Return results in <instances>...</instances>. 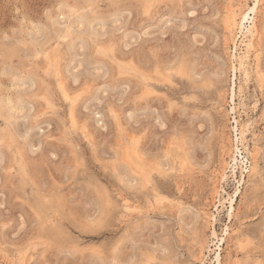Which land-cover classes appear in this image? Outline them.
<instances>
[{
	"label": "rangeland",
	"instance_id": "1",
	"mask_svg": "<svg viewBox=\"0 0 264 264\" xmlns=\"http://www.w3.org/2000/svg\"><path fill=\"white\" fill-rule=\"evenodd\" d=\"M254 1L0 0V264H213L226 230L223 264H264Z\"/></svg>",
	"mask_w": 264,
	"mask_h": 264
},
{
	"label": "bare ground",
	"instance_id": "2",
	"mask_svg": "<svg viewBox=\"0 0 264 264\" xmlns=\"http://www.w3.org/2000/svg\"><path fill=\"white\" fill-rule=\"evenodd\" d=\"M89 1V0H88ZM147 2H148V0H147ZM237 2V1H236ZM239 2H240V0H239ZM239 2H238V5H239ZM245 2V1H244ZM92 3V2H91ZM144 3H145V1H144ZM151 3V2H150ZM241 3V2H240ZM90 4V3H89ZM152 4V3H151ZM153 4H155L154 3V1H153ZM232 4V3H231ZM85 5V4H84ZM86 5H88V4H86ZM95 5V4H94ZM94 5H92L93 7H94ZM243 5V4H242ZM259 5H260V0H255L253 3H252V5H250L249 7H247V11H245V10H240L241 8H242V6H241V8L239 9V10H237V11H234L235 13H234V15H232V18H231V21H232V23L231 24H235L236 26H237V28H239V31L241 32V34L243 33L244 35H245V38H246V40H245V52H244V55H241V56H239L238 58H240V66H242V67H244V64H245V61L247 60V58L249 57V53L251 52V50L253 49V44L255 43H253V40H254V38H255V35L257 34V23H256V18H257V12H258V8H259ZM146 6V5H145ZM147 6H148V4H147ZM151 6V5H150ZM149 6V7H150ZM233 7H234V5H232ZM236 6H237V4H236ZM87 7V6H86ZM85 7V8H86ZM93 7H91L90 6V8L92 9ZM95 7H97V6H95ZM146 8V7H145ZM74 9V8H73ZM83 9H84V7H83ZM230 9V8H229ZM260 9V8H259ZM150 10V9H149ZM73 11H76V10H72V12ZM77 12V11H76ZM75 12V13H76ZM152 12V11H151ZM151 12H149V13H151ZM263 12V11H262ZM90 13V12H89ZM237 13V14H236ZM259 13H260V11H259ZM73 14H74V12H73ZM230 14V13H229ZM80 16H82V15H80ZM231 17V16H230ZM82 19V18H81ZM86 20V19H85ZM230 21V22H231ZM83 22H84V20H83ZM91 23V22H90ZM236 26H234V27H236ZM225 27V26H224ZM223 27V28H224ZM230 27H233L232 25H230ZM68 28V27H67ZM226 28V27H225ZM259 28V27H258ZM69 29V28H68ZM71 29V28H70ZM69 29V30H70ZM224 30H226V29H224ZM234 30V29H233ZM260 30V29H259ZM236 31V30H235ZM73 32V31H72ZM72 32H71V34H72ZM87 33V32H86ZM228 33V32H227ZM83 34V33H82ZM73 35V34H72ZM75 35V34H74ZM90 35V34H89ZM89 35H88V37H89ZM237 35V34H236ZM76 36V35H75ZM228 36V35H227ZM233 36V35H232ZM256 38H257V36H256ZM256 40V39H255ZM256 41H258V40H256ZM37 43V42H36ZM71 44V43H70ZM112 44H110V46H111ZM235 45V44H234ZM255 45V44H254ZM37 46V45H36ZM38 47V46H37ZM111 48H113L112 46H111ZM107 49V48H106ZM44 50V49H43ZM42 52V51H41ZM37 53H39V52H37ZM43 53H46V55H47V52H43ZM51 54V53H50ZM50 54H49V56H50ZM111 54H112V52H111ZM45 55V56H46ZM257 55V54H256ZM256 55H255V58H256ZM53 57L55 56V55H52ZM113 56H115V55H113ZM254 57V56H253ZM56 58V57H55ZM45 59H46V57H45ZM113 59V58H112ZM116 59V58H115ZM119 59H120V57H119ZM231 59V58H230ZM53 60V59H52ZM121 60V59H120ZM237 61H239V60H237ZM50 62V61H49ZM52 62H54V61H52ZM55 64V63H54ZM231 64V63H230ZM237 64H239V63H237ZM50 66V65H49ZM57 65H55V67H56ZM254 66V65H253ZM232 67H233V69L232 70H236L235 69V67L232 65ZM231 68V67H230ZM260 71V70H259ZM255 72V71H254ZM256 73V72H255ZM254 74V73H253ZM263 76V75H262ZM256 80V79H255ZM258 81H259V78H258ZM153 85V84H152ZM152 85L150 86L149 85V88L150 87H152ZM61 87V86H60ZM61 88H63V87H61ZM151 89V88H150ZM155 90V89H154ZM150 91V90H149ZM152 91H153V89H152ZM156 91V90H155ZM154 92V91H153ZM67 93V92H66ZM68 94V93H67ZM66 94V95H67ZM264 95V94H263ZM64 96V95H63ZM68 96V95H67ZM70 97V96H69ZM226 100V99H225ZM232 102H234V89L232 88ZM226 104V103H225ZM73 106V105H72ZM72 108V107H71ZM219 108V107H218ZM231 111L233 112L234 111V107H232L231 108ZM231 112V113H232ZM74 114V113H73ZM113 114H115V113H113ZM116 115V114H115ZM74 118V117H73ZM75 122V121H74ZM233 123H235L236 125L235 126H233V128H234V130L237 132L236 133V137H235V146L234 147H231V149H230V151H231V154H229V155H231V160L233 161V167H232V170H235L236 169V167L238 166V163H243L244 165L246 164V163H248L249 162V159H248V156L246 155V154H243L244 153V151L242 150V148L241 147H239L238 145V142L240 141V139H241V142H243V140H244V131H240V136H238V134H239V132H238V123H237V120L235 119V117H233ZM87 129V128H86ZM88 130V129H87ZM259 132V131H258ZM88 133V132H87ZM133 133V132H132ZM88 135V134H87ZM130 135V134H129ZM133 136V135H132ZM131 141L133 140V138L132 139H130ZM134 140H135V138H134ZM229 141V140H228ZM137 141H135V143H136ZM256 142H257V140H256ZM139 144V143H138ZM137 145V144H136ZM129 147V146H128ZM132 147H133V145H132ZM140 147V146H139ZM224 147V146H223ZM135 150H136V147L134 148ZM138 149H140V148H138ZM246 149V148H245ZM261 149V148H260ZM228 150V149H227ZM126 151V150H125ZM130 151V150H129ZM137 151V150H136ZM140 151V150H139ZM138 151V152H139ZM224 151V150H223ZM254 151H256V150H254ZM128 152V151H127ZM134 152V151H133ZM132 152V153H133ZM259 152H262V149H261V151H259ZM117 153V152H116ZM121 153V152H120ZM129 153V152H128ZM131 153V154H132ZM137 153V152H136ZM135 153V154H136ZM248 153V152H247ZM135 154H133V155H135ZM141 154V153H140ZM139 154V155H140ZM184 154V156L186 155L185 153H183ZM249 154V153H248ZM121 155H122V153H121ZM129 155V154H128ZM127 155V156H128ZM137 155V154H136ZM135 155V156H136ZM138 155V156H139ZM182 155V154H181ZM250 155V154H249ZM257 155V154H256ZM123 156V155H122ZM126 156V157H127ZM183 156V155H182ZM181 156V157H182ZM238 156L240 157V159H238ZM120 157V156H119ZM134 157V156H133ZM137 157V156H136ZM140 157V156H139ZM256 156H252V159H254ZM141 158V157H140ZM126 160H127V158H125ZM134 159H135V157H134ZM258 159V158H257ZM125 161V160H124ZM128 162V161H127ZM252 163H253V165H252ZM260 163V162H259ZM176 164V163H175ZM250 166H249V168L248 169H246V170H244L243 171V173H242V177H241V182L243 181V179H244V172H246V173H249L253 168H254V166H255V164H254V161H251L250 163ZM248 165V164H247ZM258 166H259V164H257ZM146 166V165H145ZM129 167V166H128ZM132 166H130L129 168H131ZM222 167V166H221ZM228 167V166H227ZM245 168L247 167V166H244ZM226 168V167H225ZM225 168H223L224 169V171L221 173V177H222V179H224L225 178ZM134 169V168H133ZM137 169V168H136ZM147 169H148V167H147ZM173 169V168H172ZM131 170H132V168H131ZM254 170V169H253ZM256 170V169H255ZM152 171V170H151ZM215 171V170H214ZM213 171V172H214ZM221 171V170H220ZM219 171V172H220ZM257 171V170H256ZM212 172V173H213ZM252 172V171H251ZM250 172V173H251ZM152 173V172H151ZM254 173V172H253ZM259 173V172H258ZM214 174V173H213ZM216 174H218V173H216ZM260 175V174H259ZM148 176H149V174H148ZM255 176V175H254ZM146 177V176H145ZM253 177V176H252ZM211 178H212V176H211ZM214 178H216V177H214ZM214 180V179H213ZM245 180V179H244ZM252 179H250V181H251ZM254 180H255V178H254ZM153 182V181H152ZM152 182H151V184H152ZM210 182H212L211 180H210ZM215 182V181H214ZM241 182L239 181V185L241 184ZM219 183H221V182H219ZM244 183V182H243ZM142 184V183H141ZM216 184V183H215ZM149 185V184H148ZM144 186V185H143ZM146 186V185H145ZM152 186H153V184H152ZM142 187V186H141ZM143 188V187H142ZM154 188H156V187H154ZM153 188V189H154ZM216 189V188H215ZM149 190H150V188H149ZM219 190V189H218ZM218 190H216V192L218 191ZM106 191H108L107 189H106ZM151 191V190H150ZM103 192V191H102ZM104 192H105V190H104ZM156 192H158V191H156ZM103 194V193H102ZM157 196H159L160 194H156ZM104 196V195H103ZM122 196V195H121ZM156 196V197H157ZM211 196V195H210ZM111 197V196H110ZM109 197V198H110ZM119 197V196H118ZM147 197V196H146ZM160 197V196H159ZM219 197V196H218ZM103 198H106V197H103ZM148 199V198H147ZM147 199H146V202H147ZM163 199V198H162ZM154 200V199H153ZM212 200V199H211ZM157 201V200H156ZM155 201V202H156ZM162 200L160 199V202H161ZM218 201V200H217ZM119 202V201H118ZM168 202V201H167ZM220 202V201H219ZM233 202H234V199L232 198V199H230V204H229V210H228V216H229V219H231L232 218V216H233V212H234V205H233ZM105 203V202H104ZM107 203V202H106ZM137 203V202H136ZM171 203V202H170ZM215 203V202H214ZM150 204V203H149ZM119 205V204H118ZM117 205V206H118ZM214 205H216V203L214 204ZM120 207V206H119ZM203 208V207H202ZM205 209V208H204ZM123 212V211H122ZM206 213H208L207 211H205ZM134 213H136V212H134ZM208 215V214H207ZM206 215V216H207ZM202 217H204L203 215H201ZM212 214H211V218H212ZM208 219V218H207ZM215 219V218H214ZM128 220H130V219H128ZM210 221V220H209ZM229 232V231H228ZM228 233H227V230L225 231V233H224V236L223 237H220L217 241V246H216V251H215V258H214V262H213V264H223V260H222V249H223V245H224V243H225V241H226V237L228 236L227 235ZM230 234V233H229ZM237 235V234H236ZM213 236H215L216 237V232H215V230L213 229ZM238 237V236H237ZM245 241V240H244ZM243 242V241H242ZM80 244V243H79ZM235 244H236V242H235ZM204 246H202V248H203ZM200 249V248H199ZM196 250V249H195ZM202 250V249H201ZM25 251V250H24ZM202 254H203V252H202ZM3 255V254H2ZM260 255V254H259ZM25 256V255H24ZM257 256V255H256ZM26 257V256H25ZM244 257H246V256H244ZM236 258V257H235ZM241 261V260H240ZM249 262V261H248ZM232 263V262H231ZM255 263V262H254ZM257 264V263H256Z\"/></svg>",
	"mask_w": 264,
	"mask_h": 264
}]
</instances>
